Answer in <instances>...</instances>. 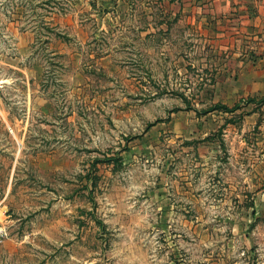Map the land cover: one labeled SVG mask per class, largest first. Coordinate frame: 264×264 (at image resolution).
<instances>
[{"label":"rangeland","instance_id":"1","mask_svg":"<svg viewBox=\"0 0 264 264\" xmlns=\"http://www.w3.org/2000/svg\"><path fill=\"white\" fill-rule=\"evenodd\" d=\"M207 5L0 0V264H264V17Z\"/></svg>","mask_w":264,"mask_h":264},{"label":"crops","instance_id":"2","mask_svg":"<svg viewBox=\"0 0 264 264\" xmlns=\"http://www.w3.org/2000/svg\"><path fill=\"white\" fill-rule=\"evenodd\" d=\"M186 1L189 5L192 4V0ZM207 3L208 7L205 6V15L207 18L213 16L221 19L228 15L237 20L244 17L252 23V20H254L257 14L264 17V0H207ZM200 11V9L193 5V10L191 12L193 18H200ZM254 25L256 26V24ZM249 31H252L251 34H253L255 29L253 30V28H251ZM254 70L255 71L249 72L247 76L245 75V78H239V86L242 92L241 95H238L239 98L243 96L247 98L250 97V99L255 97L264 98V43L259 47V61ZM255 101L256 100H254V102ZM254 115L255 114L249 115V117L252 118Z\"/></svg>","mask_w":264,"mask_h":264},{"label":"trees","instance_id":"3","mask_svg":"<svg viewBox=\"0 0 264 264\" xmlns=\"http://www.w3.org/2000/svg\"><path fill=\"white\" fill-rule=\"evenodd\" d=\"M250 101H253V100H251V99H247V102H250ZM221 108H222L223 110L227 111V112H229V111H234V110H235V108L233 109V108H229V107H227V106H221ZM216 109H218V106H214L213 108H210L207 112H211V111L216 110Z\"/></svg>","mask_w":264,"mask_h":264},{"label":"built area","instance_id":"4","mask_svg":"<svg viewBox=\"0 0 264 264\" xmlns=\"http://www.w3.org/2000/svg\"><path fill=\"white\" fill-rule=\"evenodd\" d=\"M6 235H7V234H6V231L0 228V241H1L4 237H6Z\"/></svg>","mask_w":264,"mask_h":264}]
</instances>
